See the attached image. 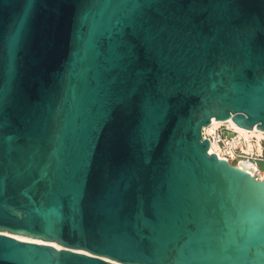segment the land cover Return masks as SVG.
Instances as JSON below:
<instances>
[{
  "label": "water",
  "instance_id": "water-1",
  "mask_svg": "<svg viewBox=\"0 0 264 264\" xmlns=\"http://www.w3.org/2000/svg\"><path fill=\"white\" fill-rule=\"evenodd\" d=\"M212 118L264 131V0H0V264H264Z\"/></svg>",
  "mask_w": 264,
  "mask_h": 264
},
{
  "label": "built area",
  "instance_id": "built-area-1",
  "mask_svg": "<svg viewBox=\"0 0 264 264\" xmlns=\"http://www.w3.org/2000/svg\"><path fill=\"white\" fill-rule=\"evenodd\" d=\"M206 127L201 129V134L209 141L208 152L239 167L242 163L251 169L248 172L250 175L256 179L262 178L264 169L259 167V162H264L263 138L257 137L255 133L239 132L226 121Z\"/></svg>",
  "mask_w": 264,
  "mask_h": 264
},
{
  "label": "bare ground",
  "instance_id": "bare-ground-1",
  "mask_svg": "<svg viewBox=\"0 0 264 264\" xmlns=\"http://www.w3.org/2000/svg\"><path fill=\"white\" fill-rule=\"evenodd\" d=\"M228 124L232 125L233 128H235L236 130H238L239 132H242V133H246V132H251V133H255L257 137H261L264 139V131L262 130H259V129H256V128H252V129H245L243 127H239L238 125H236L231 119H228V120H225ZM221 122L223 121H220V120H214V118L211 119V122H210V126L208 125V128L209 127H213L217 124H220ZM207 128V127H206ZM240 165L247 171V172H251V169L248 167V166H245L243 165L242 163H240ZM240 166V168H242ZM263 178V176H262ZM261 178V179H262ZM14 236L15 238H18L20 240H25V241H32V242H37V243H48V244H51L53 246H55L56 248H59L60 246L57 245L56 243L54 242H45V241H42L41 239H37V238H31V237H25V236H21V235H12Z\"/></svg>",
  "mask_w": 264,
  "mask_h": 264
},
{
  "label": "rangeland",
  "instance_id": "rangeland-1",
  "mask_svg": "<svg viewBox=\"0 0 264 264\" xmlns=\"http://www.w3.org/2000/svg\"><path fill=\"white\" fill-rule=\"evenodd\" d=\"M259 167L261 168V169H264V162L262 161V162H259Z\"/></svg>",
  "mask_w": 264,
  "mask_h": 264
}]
</instances>
